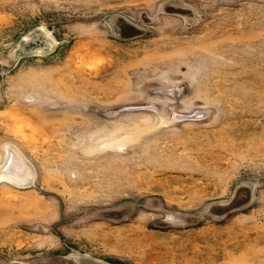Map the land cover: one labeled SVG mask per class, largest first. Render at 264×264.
<instances>
[{
  "label": "rangeland",
  "instance_id": "374dc122",
  "mask_svg": "<svg viewBox=\"0 0 264 264\" xmlns=\"http://www.w3.org/2000/svg\"><path fill=\"white\" fill-rule=\"evenodd\" d=\"M0 264H264V0H0Z\"/></svg>",
  "mask_w": 264,
  "mask_h": 264
},
{
  "label": "bare ground",
  "instance_id": "6f19581e",
  "mask_svg": "<svg viewBox=\"0 0 264 264\" xmlns=\"http://www.w3.org/2000/svg\"><path fill=\"white\" fill-rule=\"evenodd\" d=\"M3 177H4V176H3ZM5 177H6V176H5ZM7 177H8V179H13V180L15 179V178H12V177H9V176H7ZM22 180H23V179H22ZM19 182H20V181H19Z\"/></svg>",
  "mask_w": 264,
  "mask_h": 264
}]
</instances>
